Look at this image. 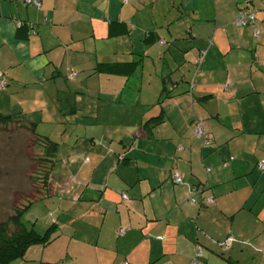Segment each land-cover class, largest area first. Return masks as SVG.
<instances>
[{
	"label": "crops",
	"instance_id": "1",
	"mask_svg": "<svg viewBox=\"0 0 264 264\" xmlns=\"http://www.w3.org/2000/svg\"><path fill=\"white\" fill-rule=\"evenodd\" d=\"M26 2L0 0V116L55 143L54 228L9 264H264V0L258 36L244 0Z\"/></svg>",
	"mask_w": 264,
	"mask_h": 264
},
{
	"label": "rangeland",
	"instance_id": "2",
	"mask_svg": "<svg viewBox=\"0 0 264 264\" xmlns=\"http://www.w3.org/2000/svg\"><path fill=\"white\" fill-rule=\"evenodd\" d=\"M74 128L75 126L69 123L66 129L67 133L71 135V139H75L73 138ZM67 137L69 138V136ZM77 139H79V135ZM62 151L59 152V155ZM44 156L45 149L39 139H36L24 124L18 121L6 125L0 123V225L4 224L8 233H12L16 229L11 220L16 210L24 208L31 200L36 199L37 201V198L40 200L28 212H25L21 219L26 218L34 221L37 218V229L42 228L43 224L48 223L51 219L52 213L50 216L47 215V208L52 207L50 200L49 198L41 199L48 189L46 188L44 170L48 164ZM56 167L60 166L56 164ZM61 167L64 166L61 164ZM60 173L57 174L53 170L51 182L54 187L62 184V182L60 183ZM66 174L65 171L64 178ZM71 177L74 179V176Z\"/></svg>",
	"mask_w": 264,
	"mask_h": 264
},
{
	"label": "trees",
	"instance_id": "3",
	"mask_svg": "<svg viewBox=\"0 0 264 264\" xmlns=\"http://www.w3.org/2000/svg\"><path fill=\"white\" fill-rule=\"evenodd\" d=\"M244 1H245L244 4L242 6H239L238 9L236 10V14H235L233 21L236 25H238L236 22V16L240 10H242L245 13H254V18L250 23L248 22L245 25H238V26L246 27V26L253 25L252 26V33L254 34V32H253L254 29H257L258 33L254 34V36H258L259 29L254 25L255 24V11L248 7L249 0H244ZM26 3H28V2H26ZM30 4H32V3H30ZM203 54H204V51H200L199 55L194 59L196 66L200 64L202 57H203ZM0 78L5 79V83L3 84V88H5L6 83H7V77L2 72V76H0ZM13 121H14V119L11 117V115L0 116V123L2 125L12 123ZM200 123L201 122L197 123L196 126ZM30 130L33 131V133H34L33 128H31ZM206 136H208V135H206ZM197 137L203 138L204 135L197 136ZM47 142L48 143H47L46 148H45L46 155H47V152H50L51 147L55 146L54 142L48 141V140H47ZM44 158L48 162L49 158L46 156H44ZM50 167H51V165L48 164V167L46 169H44L45 170L46 188H48ZM195 189H197V188L193 187L191 189V191L193 192ZM37 201H35V200L29 201L28 204L24 208L17 209L16 213L14 215H12L11 220L13 221V224L16 226L15 231H13L12 233H8L6 231L4 224L0 225V264H9L10 261H12L13 259L18 258V257H23L27 248L33 243H36V242L47 243L50 241V239H51L50 234L54 228L53 224H49L43 232H39L36 228L35 220L32 221V220H25L24 218L21 219L22 215L25 214V212H27ZM222 242H221L220 248H221V250H225L222 247ZM202 250H203V246L200 244H197L195 256H194V258L190 264H195L196 259L201 255Z\"/></svg>",
	"mask_w": 264,
	"mask_h": 264
},
{
	"label": "built area",
	"instance_id": "4",
	"mask_svg": "<svg viewBox=\"0 0 264 264\" xmlns=\"http://www.w3.org/2000/svg\"><path fill=\"white\" fill-rule=\"evenodd\" d=\"M28 3H32L34 6L36 7H40L41 5V0H26ZM254 18V13H245L243 12L242 10H240L236 16V22L238 25H245L247 24L248 22L250 23ZM254 34H257L258 33V30L257 29H254ZM0 76H2V72L0 71ZM77 76V72L76 71H71L69 73V78H74ZM5 83V79L4 78H0V87L3 88V84ZM194 133L197 135V136H202V135H206V131H205V127L203 126V124H198L196 126V128L194 129ZM257 166H259L261 169L264 168V160L261 159L257 162ZM172 179L174 180L175 183H181L182 182V175L177 171L175 170L173 173H172ZM122 197L123 198H126V195L125 193L122 194ZM193 200V198H192ZM207 200L210 201L212 200L211 197H207ZM231 240H232V237H227L223 242H222V247L223 249H226V248H229L230 247V244H231ZM121 264H129L128 261L124 260L122 261Z\"/></svg>",
	"mask_w": 264,
	"mask_h": 264
}]
</instances>
